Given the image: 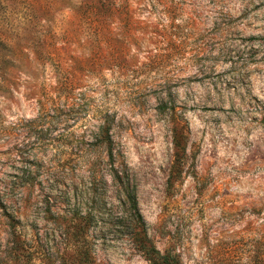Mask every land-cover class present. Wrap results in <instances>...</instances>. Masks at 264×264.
I'll return each mask as SVG.
<instances>
[{
    "label": "rangeland",
    "instance_id": "1",
    "mask_svg": "<svg viewBox=\"0 0 264 264\" xmlns=\"http://www.w3.org/2000/svg\"><path fill=\"white\" fill-rule=\"evenodd\" d=\"M112 165L172 264H264V0H0V264H151Z\"/></svg>",
    "mask_w": 264,
    "mask_h": 264
},
{
    "label": "trees",
    "instance_id": "2",
    "mask_svg": "<svg viewBox=\"0 0 264 264\" xmlns=\"http://www.w3.org/2000/svg\"><path fill=\"white\" fill-rule=\"evenodd\" d=\"M107 133V132H106ZM178 142H175L177 147ZM179 146V145H178ZM106 147L108 150V155L113 163L115 159V154L113 152L111 139L107 137ZM175 156H178L179 150L175 148ZM178 160V159H177ZM111 163V164H112ZM112 182L116 189V192L121 195L123 203L127 204L129 207L128 216L131 219V230L129 231V239L135 243L136 247L145 255L151 264H172L170 262L172 259L168 257L167 254H160V252L152 245L151 241L147 236L146 225L140 214L135 193L133 190V185L130 182L129 175L126 171L121 168H114L112 165ZM6 217L10 221L14 220V216L11 214H6ZM74 221V224L81 228L85 223H87L91 218L88 215H71L69 218ZM80 235V234H79ZM19 248V247H18ZM20 249V248H19ZM24 251V250H23ZM88 249L83 247L82 250L78 251V256L74 258L76 264H94L92 258L88 253Z\"/></svg>",
    "mask_w": 264,
    "mask_h": 264
}]
</instances>
